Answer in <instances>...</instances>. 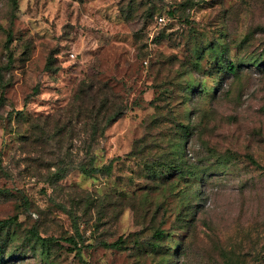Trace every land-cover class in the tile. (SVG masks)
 I'll use <instances>...</instances> for the list:
<instances>
[{
    "label": "rangeland",
    "instance_id": "1",
    "mask_svg": "<svg viewBox=\"0 0 264 264\" xmlns=\"http://www.w3.org/2000/svg\"><path fill=\"white\" fill-rule=\"evenodd\" d=\"M0 264H264V0H0Z\"/></svg>",
    "mask_w": 264,
    "mask_h": 264
},
{
    "label": "trees",
    "instance_id": "2",
    "mask_svg": "<svg viewBox=\"0 0 264 264\" xmlns=\"http://www.w3.org/2000/svg\"><path fill=\"white\" fill-rule=\"evenodd\" d=\"M10 1L13 6H16V0ZM10 38L11 34L9 33L6 39V46H8ZM50 60L51 57L48 58V63ZM83 84L84 82L80 83L76 93H74L73 95V98L75 97L76 100H74L75 102H73L74 104L69 110V113L75 115L76 118L82 119L84 124L83 128L90 131L91 135L94 136L97 133H99V135H103L105 129L110 125V123L114 122L122 115V105L118 104L117 97V100H114V94L112 93L111 88L107 84L103 83L98 86H95V84ZM88 147H91V144H89ZM112 162L113 161L111 160L108 164L103 167L82 166L78 170L85 175H94L99 172H106L108 174L112 170ZM8 222H10V219L3 220L2 224ZM29 232L43 245L53 240V238L41 237L33 228ZM158 235L160 236L161 233H158ZM65 240L72 244V249H78L77 241L74 238L69 237ZM118 244H120L119 241L106 245L108 247H117Z\"/></svg>",
    "mask_w": 264,
    "mask_h": 264
},
{
    "label": "built area",
    "instance_id": "3",
    "mask_svg": "<svg viewBox=\"0 0 264 264\" xmlns=\"http://www.w3.org/2000/svg\"><path fill=\"white\" fill-rule=\"evenodd\" d=\"M160 20H162V18H159ZM71 56H73V54H70Z\"/></svg>",
    "mask_w": 264,
    "mask_h": 264
}]
</instances>
